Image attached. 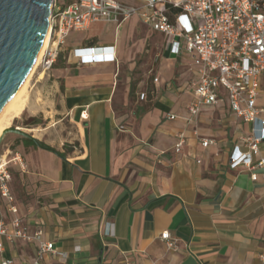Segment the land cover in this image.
<instances>
[{
    "label": "crops",
    "instance_id": "crops-1",
    "mask_svg": "<svg viewBox=\"0 0 264 264\" xmlns=\"http://www.w3.org/2000/svg\"><path fill=\"white\" fill-rule=\"evenodd\" d=\"M74 1L56 0L59 7ZM139 24L138 18L121 27L92 24L66 37L52 77L60 114L75 133L52 145L37 129L17 128L29 138L5 141L1 160L16 180L9 189L17 213L0 198V221L18 219L31 234L36 226L43 231L55 255L40 264H118L123 258L133 264H264V168L255 166L264 159V143L252 168L229 167L231 151L244 150L241 139L255 126L235 117L225 96L187 124L188 61L162 57L155 63L159 84L147 76L163 48L160 34L144 79L130 83L122 76V42ZM89 47H112L115 61H68L73 51ZM146 92L149 100L140 101ZM180 134L184 144L176 153ZM202 140L211 143L204 148ZM164 232L176 240L175 250L160 240ZM0 246V262H35L36 242L4 238Z\"/></svg>",
    "mask_w": 264,
    "mask_h": 264
},
{
    "label": "built area",
    "instance_id": "built-area-1",
    "mask_svg": "<svg viewBox=\"0 0 264 264\" xmlns=\"http://www.w3.org/2000/svg\"><path fill=\"white\" fill-rule=\"evenodd\" d=\"M140 5H127L113 0H75L59 7L52 0L49 14L51 47L41 59L43 71L52 68L64 40L71 32H82L92 24H114L121 27L131 18L139 21L163 38L162 51L157 53L147 70L154 86L159 84L155 63L162 57H184L192 68L193 77L185 84L192 100L186 110L187 124L200 111L227 100L232 114L243 123L255 126L249 136L241 139L242 151L235 146L229 155V167L252 168L253 157L264 143V0H139ZM112 47H89L73 51L84 64L114 62ZM155 94V93H154ZM151 92L140 94V101H148ZM262 101L259 104V101ZM166 119L175 116L167 114ZM211 142L202 140L206 148ZM184 144L183 134L178 137L176 153ZM255 166L264 168V159ZM10 176L0 171V198L8 211L17 213L8 182ZM255 180V176H252ZM37 243L36 259L40 264L46 255H55L53 244L43 239V231L36 226L31 234L28 225L20 227L18 219L6 225L0 221L2 239ZM168 250L176 249V240L168 232L160 235ZM1 248V246H0ZM264 262V254L259 255ZM0 264H10L1 260ZM118 264H133L123 258Z\"/></svg>",
    "mask_w": 264,
    "mask_h": 264
},
{
    "label": "rangeland",
    "instance_id": "rangeland-1",
    "mask_svg": "<svg viewBox=\"0 0 264 264\" xmlns=\"http://www.w3.org/2000/svg\"><path fill=\"white\" fill-rule=\"evenodd\" d=\"M80 35L83 36L84 33H80ZM102 36H105V34L102 33ZM160 42L161 40L157 33H152L145 26L139 24V28L135 33L126 35L123 39L122 50L124 57L121 75L129 78L130 83L144 79L146 68L151 61L152 52L156 51L154 50V45L160 44ZM59 54L50 70L43 71L41 65L37 67L27 86L28 103L22 114L11 121L9 126L11 129H37L39 131L37 135L41 136V134H44L43 138L52 145H56V141H61L62 138H72L75 133L71 122L60 114V94L55 85V78L52 77V69L59 64ZM42 73L43 75L40 76ZM25 133L29 134L28 132ZM7 140H14V145H16L20 137L13 134L6 135L0 144V156L5 154V141ZM73 143L75 144V141ZM10 157L11 155H8L7 159H10ZM4 169L10 176V169L7 167ZM11 179L12 181L9 180L8 186L10 187L9 184L12 183L16 187V180L13 177Z\"/></svg>",
    "mask_w": 264,
    "mask_h": 264
},
{
    "label": "water",
    "instance_id": "water-1",
    "mask_svg": "<svg viewBox=\"0 0 264 264\" xmlns=\"http://www.w3.org/2000/svg\"><path fill=\"white\" fill-rule=\"evenodd\" d=\"M51 3L52 0H0V113L33 61ZM72 57L71 53L68 61ZM6 134L29 138L17 128H8L0 136V144Z\"/></svg>",
    "mask_w": 264,
    "mask_h": 264
},
{
    "label": "bare ground",
    "instance_id": "bare-ground-1",
    "mask_svg": "<svg viewBox=\"0 0 264 264\" xmlns=\"http://www.w3.org/2000/svg\"><path fill=\"white\" fill-rule=\"evenodd\" d=\"M50 31L51 28H50L49 16H48L45 30L41 37L40 44L38 50L35 53L33 61L30 67L28 68V71L23 81L21 82L19 88L14 92V94L12 95V97L10 98V100L7 102V104L0 113V136L6 129L9 128L11 121L17 119L22 114L26 104L28 103L29 97L26 91L27 86L29 85V82L33 74L35 73L37 67L40 65L44 52L51 47ZM42 75L43 73L40 76ZM5 166H6L5 161L1 160L0 171L4 170Z\"/></svg>",
    "mask_w": 264,
    "mask_h": 264
},
{
    "label": "trees",
    "instance_id": "trees-1",
    "mask_svg": "<svg viewBox=\"0 0 264 264\" xmlns=\"http://www.w3.org/2000/svg\"><path fill=\"white\" fill-rule=\"evenodd\" d=\"M41 145V144H40Z\"/></svg>",
    "mask_w": 264,
    "mask_h": 264
}]
</instances>
